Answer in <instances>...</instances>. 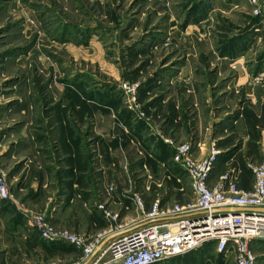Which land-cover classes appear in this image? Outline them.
Returning <instances> with one entry per match:
<instances>
[{
    "label": "rangeland",
    "instance_id": "rangeland-1",
    "mask_svg": "<svg viewBox=\"0 0 264 264\" xmlns=\"http://www.w3.org/2000/svg\"><path fill=\"white\" fill-rule=\"evenodd\" d=\"M184 145L194 160H235L212 186L236 169L252 190L247 164L264 163V0H0V175L13 196L0 201V264L79 262L26 220L50 217L63 196L52 226L88 242L110 229L99 206L119 226L137 218L126 210L135 193L147 212L158 197L188 204L173 163ZM211 248L197 264H225Z\"/></svg>",
    "mask_w": 264,
    "mask_h": 264
},
{
    "label": "built area",
    "instance_id": "built-area-1",
    "mask_svg": "<svg viewBox=\"0 0 264 264\" xmlns=\"http://www.w3.org/2000/svg\"><path fill=\"white\" fill-rule=\"evenodd\" d=\"M249 3L258 6V0H249ZM260 14L258 11L257 15ZM191 151L189 145H184L176 149L173 157L174 166L187 178L191 188L193 198L188 204L162 206L158 197L147 212L144 199L135 193L126 210L133 212L137 218L119 226L116 225L119 216L109 213L105 208L107 204L99 206L110 229L96 235L91 242L55 231L52 217L47 214H28L26 220L46 243L66 244L81 252V258L75 264H167L205 246H212L213 253L225 264H258L253 248L255 244H264V213L214 212L234 208L264 209V163L248 165L255 174V184L250 191L238 188L242 171L236 169L211 186L209 181L219 152L214 150L206 158L194 160ZM149 157L153 159V155ZM128 168L126 163L124 170ZM168 180L182 186L180 177L173 180L169 176ZM147 190L150 191V188ZM114 191L113 188L109 190L110 193ZM0 201L13 202L2 175Z\"/></svg>",
    "mask_w": 264,
    "mask_h": 264
},
{
    "label": "crops",
    "instance_id": "crops-1",
    "mask_svg": "<svg viewBox=\"0 0 264 264\" xmlns=\"http://www.w3.org/2000/svg\"><path fill=\"white\" fill-rule=\"evenodd\" d=\"M195 151H197V152H199L200 153V156L201 157H203L204 156V148H202V146L201 145H198V148H197V150L195 149ZM122 162V164L124 163V161H122V159H119V160H117V161H115L114 163H113V167H115V166H119L120 165V163ZM127 162V161H126ZM126 162H125V164H126ZM222 163V164H221ZM226 165V167H227V169H229V168H232L235 164H236V162H235V160L233 159H231V160H229V158H228V160L227 159H224V160H221L220 159V162H219V164H218V166H217V164H216V166H215V169H214V171H213V173H212V176H211V179H210V181H209V184L212 186V184H213V182L216 180V177H217V168L220 166V165ZM249 164H253V163H249ZM249 164H247V168H248V165ZM242 174H243V172H242ZM37 183V184H36ZM255 184V183H254ZM38 185H39V183L38 182H35V184L34 183H32V186H31V188L33 189V187H38ZM254 186V185H253ZM20 191H22V190H20ZM35 193H37V195L35 196V195H33L34 197V199H40L41 198V196L39 195V191L37 192V190H35ZM123 197H124V199H126L125 198V196L124 195H122ZM67 198V196H63V197H61L60 198V201L61 202H58V205L56 206L57 208H58V210H56V207L53 209V211L51 210V211H49L50 212V217H52L51 218V220H53L54 218H56V217H58L64 210H65V208H66V206L68 205V203H69V197H68V199H66ZM129 199L131 200V196H129ZM66 202H67V205H65L66 204ZM65 205V206H64ZM129 206H130V204H129ZM56 211V212H55ZM55 212V213H54ZM130 213H132L133 215H134V213L133 212H131L130 211ZM260 246H263V247H261V248H264V244H261V243H259V244H255V247H260ZM210 247V246H209ZM208 248V247H207ZM212 249V248H211ZM209 255H212L213 257L214 256H217V255H215L214 253H213V250H211V252L209 253ZM206 257V255H204V253L202 252V249H200V250H198V251H196V252H193V253H191V254H189V255H186V256H183V257H178V258H176L175 260H173V261H171V262H169V264H175V263H177V264H189V263H193L192 261H195V263H193V264H197L198 262H200V261H202V259H207V258H205ZM219 259H221L219 256H217ZM258 257V264H264V254L263 255H259V256H257ZM221 261H222V263H223V260L221 259ZM231 263H233V262H231Z\"/></svg>",
    "mask_w": 264,
    "mask_h": 264
},
{
    "label": "water",
    "instance_id": "water-1",
    "mask_svg": "<svg viewBox=\"0 0 264 264\" xmlns=\"http://www.w3.org/2000/svg\"><path fill=\"white\" fill-rule=\"evenodd\" d=\"M241 212H246V213H264V209H239V208H234V209L218 210V211H215L214 214H216V213H223V214L234 213V214H239Z\"/></svg>",
    "mask_w": 264,
    "mask_h": 264
},
{
    "label": "trees",
    "instance_id": "trees-1",
    "mask_svg": "<svg viewBox=\"0 0 264 264\" xmlns=\"http://www.w3.org/2000/svg\"><path fill=\"white\" fill-rule=\"evenodd\" d=\"M53 245V244H52Z\"/></svg>",
    "mask_w": 264,
    "mask_h": 264
}]
</instances>
